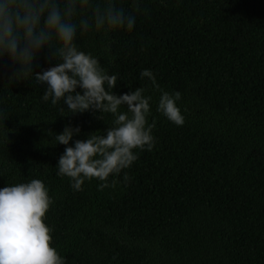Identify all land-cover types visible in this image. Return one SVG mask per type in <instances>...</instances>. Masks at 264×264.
Instances as JSON below:
<instances>
[{
  "label": "trees",
  "instance_id": "16d2710c",
  "mask_svg": "<svg viewBox=\"0 0 264 264\" xmlns=\"http://www.w3.org/2000/svg\"><path fill=\"white\" fill-rule=\"evenodd\" d=\"M118 2L132 11V0ZM140 7L131 31L78 30L74 43L117 76L114 94L148 86L154 148L138 151L115 187L98 190L93 179L74 190L57 174L66 146L54 134L79 127L71 147L103 135L113 117L43 101L47 85L16 75L20 65L4 55L0 189L44 183L53 201L44 223L65 264H264V0H142ZM54 51L37 53L33 74L59 63ZM145 69L161 89L181 93L182 126L156 111L160 93L141 79Z\"/></svg>",
  "mask_w": 264,
  "mask_h": 264
},
{
  "label": "clouds",
  "instance_id": "9594fccd",
  "mask_svg": "<svg viewBox=\"0 0 264 264\" xmlns=\"http://www.w3.org/2000/svg\"><path fill=\"white\" fill-rule=\"evenodd\" d=\"M141 2L132 0L128 12L118 0H0V58L7 55L20 65L16 75H34L37 84L47 85L42 100L51 98L55 106L63 99L71 114L92 111L100 113L98 119L104 114L113 117L103 135L93 132L71 147L68 145L79 135V127L65 126L62 133L54 134L56 144L66 146L57 174L69 178L76 191L93 179L100 181L98 190L115 187V177L133 165L137 152L154 148L156 122H148L152 100L146 95L148 86L114 94L117 76L107 73L98 59L78 50L74 43L78 30L131 31L142 11ZM46 46L55 49L51 56L58 57L59 63L33 74V60ZM140 77L147 78L151 88L160 93L156 111L182 126L184 116L177 106L181 93L161 89L150 70H143ZM122 106L127 110L120 111ZM130 179L125 172L124 181ZM52 203L39 179L0 189V264H65L51 246L52 229L44 223Z\"/></svg>",
  "mask_w": 264,
  "mask_h": 264
}]
</instances>
